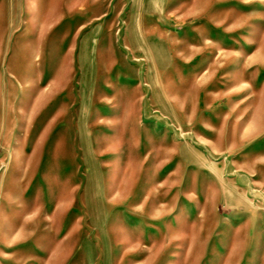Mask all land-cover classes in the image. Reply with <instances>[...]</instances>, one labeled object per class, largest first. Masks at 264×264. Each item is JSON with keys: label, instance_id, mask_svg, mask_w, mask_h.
<instances>
[{"label": "rangeland", "instance_id": "1", "mask_svg": "<svg viewBox=\"0 0 264 264\" xmlns=\"http://www.w3.org/2000/svg\"><path fill=\"white\" fill-rule=\"evenodd\" d=\"M0 264H264V0H0Z\"/></svg>", "mask_w": 264, "mask_h": 264}]
</instances>
